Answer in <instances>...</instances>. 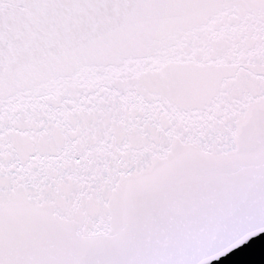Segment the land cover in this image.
Instances as JSON below:
<instances>
[{
    "label": "snow or ice",
    "instance_id": "6c2138e0",
    "mask_svg": "<svg viewBox=\"0 0 264 264\" xmlns=\"http://www.w3.org/2000/svg\"><path fill=\"white\" fill-rule=\"evenodd\" d=\"M264 233V0H0V264H211Z\"/></svg>",
    "mask_w": 264,
    "mask_h": 264
}]
</instances>
